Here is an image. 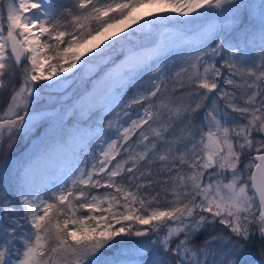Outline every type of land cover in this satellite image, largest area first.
Returning a JSON list of instances; mask_svg holds the SVG:
<instances>
[{
  "label": "snow or ice",
  "instance_id": "1",
  "mask_svg": "<svg viewBox=\"0 0 264 264\" xmlns=\"http://www.w3.org/2000/svg\"><path fill=\"white\" fill-rule=\"evenodd\" d=\"M250 8L258 10L264 47V0L0 2V91L22 60L30 65L0 112V145L7 140L9 148L46 118L31 110L42 94L62 91L73 69L102 59L118 43L112 37H158L150 47H130L107 73V98L77 101L79 115L98 114L99 123L59 177L39 186L25 168L14 193L19 209L0 191V264H101L97 254L125 236L148 241L119 264H241L244 242L264 240V55L226 57L222 44H210L229 26L223 23L202 28L190 49L171 26L225 13L234 26ZM141 73L148 86L125 99ZM216 225L231 235L194 243Z\"/></svg>",
  "mask_w": 264,
  "mask_h": 264
},
{
  "label": "rangeland",
  "instance_id": "2",
  "mask_svg": "<svg viewBox=\"0 0 264 264\" xmlns=\"http://www.w3.org/2000/svg\"><path fill=\"white\" fill-rule=\"evenodd\" d=\"M0 2H2V0H0ZM244 3L258 5L260 0H244ZM245 12L246 22L242 23L240 30L236 32L232 30V25H230L231 13H225L219 17L215 15L204 17L206 19L205 21L201 20L202 17L190 23L173 24L171 27L185 34L187 41L185 47L190 49L193 44L199 41L202 28L219 26L221 23L229 25L226 30L220 32V34H223L222 37L231 43L233 47L229 52V56L232 52H236L237 55L247 56L252 58L253 61H257L262 55L259 51L247 48L238 50L235 46L240 41L252 39V35L255 32L260 33L258 10L250 8ZM241 17L242 14L239 19ZM141 23H143V21ZM137 27V25H133L132 28L126 31L132 32L133 29ZM123 35H125V33L120 34V36ZM214 38L215 37L212 38L210 43ZM116 39H119V37H112V40ZM157 40L158 37L155 33L149 35L147 33L136 32L130 40H127L128 44L122 49H118L114 55H106L79 72L73 69L72 71L76 73V75L69 80L62 91L42 94L40 101L36 103L31 110L37 113H44L46 118L39 122L41 123L40 128L37 125V127L32 130L34 133L31 134L27 146L18 153L19 155L0 165V191L10 193L9 198L16 208H20L14 195L20 173L27 168L37 185L44 186L50 183L61 175L72 153L80 147L82 136H86L87 133L93 131L99 123L98 114H94L91 119L82 118L79 115L77 101L92 91L97 86L98 82L106 76L116 64L124 60L130 47H150L155 44ZM109 43H111V41L106 40L101 44V47ZM96 51H99V49H96ZM85 58L86 57H82V59ZM169 63L171 64V60H169ZM25 65L30 67V65L27 64V60ZM179 66V64L171 66L168 70L169 75H174V72ZM112 84L97 98H107L108 91L111 89ZM147 86V74L141 73L139 76H133L131 82L126 87L125 99L131 97L137 87ZM132 111L134 113L135 109ZM202 114V112L197 113L196 118L199 119ZM107 119L106 117L104 120L105 125ZM77 128L80 131V135H74V130ZM45 129L49 130L48 135L41 136L40 133ZM21 133L23 134L24 132ZM133 139H135V137ZM95 143L96 141L93 139L89 147L94 146ZM101 191L104 190L101 189ZM44 195L47 196L49 194L45 193ZM20 215H23V213L21 212ZM4 224H6V221L3 217V213L0 212V225ZM21 224L23 227H27L24 221H22ZM210 234H212V230L208 232V234H205V237L200 239L199 244L206 240V237H210ZM139 238L140 237L131 236L125 240L123 237H117L116 240H122L123 243L113 242L112 247L103 249L97 254L101 260V264H104L105 261L119 264L120 261L126 260L127 256L124 254L125 252L142 247L145 244L142 242H138V244L134 243ZM245 249V255L241 257V264H260L261 261H264V256L260 255V253L249 251L246 247Z\"/></svg>",
  "mask_w": 264,
  "mask_h": 264
},
{
  "label": "trees",
  "instance_id": "3",
  "mask_svg": "<svg viewBox=\"0 0 264 264\" xmlns=\"http://www.w3.org/2000/svg\"><path fill=\"white\" fill-rule=\"evenodd\" d=\"M68 2H69V0H57V6L61 7L63 5L68 4ZM201 20L205 21L206 19L203 17ZM244 22H246V12L245 11L242 12V17L236 22V24L234 26H232V30L234 32L240 30V27L242 26V23H244ZM222 36H223L222 33L219 34V36H215L214 40L210 44H222L223 47L226 49L224 55L227 57V56H229V52L232 50L233 47H232L231 43L226 41V39L223 38ZM116 41H118V43H116L114 45V47H112L111 49L106 50L104 57L106 55H111V56L114 55L118 49H122L126 44H128L127 40H120V38L116 39ZM237 45H240L238 50L243 49V48L255 49V50L259 51V53L264 55V47H262V42L260 39V33L255 32L252 35V39H245L243 41H240L235 46H237ZM243 45H246V46H243ZM25 62H26V60H22L21 64L18 67H16L15 78L13 80H11V82L9 83L7 88L0 91V112H2L6 108L8 102H9L10 96L12 94V89L17 88L20 85L21 78L23 75V70H24V67L26 66ZM40 126H41V123H38L39 128H40ZM32 133H34V132H30L28 134L20 133L19 135H17L11 148L8 147L7 140H5L3 145H0V165L10 161L11 159H13L15 157H17L19 155L18 153L21 151V149H23L27 146L28 140H29ZM155 187H157V186H155ZM158 188H159V186L157 187V189ZM8 194H10V193H8ZM208 232H211V230L202 232L196 238L194 243L199 245L200 239L202 237H205L204 235L208 234ZM219 233H223L226 236L231 235V233L229 232L228 229H225L223 226L216 225V227L214 229H212V234H210V236L211 235L214 236V235H217ZM128 237H131V236H125V237H123V239L127 240ZM206 238H208V237H206ZM147 241H148V237H140L134 243H136V244H138V242L146 243ZM244 243H245V247L247 248V250L253 251V252H258V253H260V255H262L261 252H262V249H264V240H261L258 235H254L250 240H248L247 242H244Z\"/></svg>",
  "mask_w": 264,
  "mask_h": 264
},
{
  "label": "bare ground",
  "instance_id": "4",
  "mask_svg": "<svg viewBox=\"0 0 264 264\" xmlns=\"http://www.w3.org/2000/svg\"><path fill=\"white\" fill-rule=\"evenodd\" d=\"M113 83V80L109 78L106 74L97 84V86L90 91L88 94H92L94 97H98L104 90H106L111 84Z\"/></svg>",
  "mask_w": 264,
  "mask_h": 264
}]
</instances>
